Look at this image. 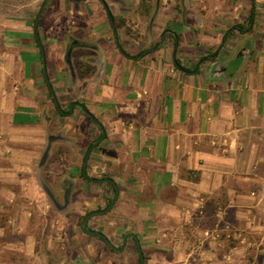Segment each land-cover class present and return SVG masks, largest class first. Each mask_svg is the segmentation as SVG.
Returning a JSON list of instances; mask_svg holds the SVG:
<instances>
[{"label": "crops", "instance_id": "0c3cea01", "mask_svg": "<svg viewBox=\"0 0 264 264\" xmlns=\"http://www.w3.org/2000/svg\"><path fill=\"white\" fill-rule=\"evenodd\" d=\"M5 1L0 238L48 198L85 264H264V0H48L46 74Z\"/></svg>", "mask_w": 264, "mask_h": 264}, {"label": "rangeland", "instance_id": "374dc122", "mask_svg": "<svg viewBox=\"0 0 264 264\" xmlns=\"http://www.w3.org/2000/svg\"><path fill=\"white\" fill-rule=\"evenodd\" d=\"M23 2V0H6L5 5L2 6L5 8V17L14 15L18 4ZM54 3L55 7H58L59 2L54 1ZM39 11L40 6L38 5L32 13V23L35 22ZM31 213L30 236L5 235L0 238L5 239V248L0 240V264H85L87 257L91 262L96 257L98 259V256L106 259V255L97 251L96 246L94 252L85 251L89 247L88 243L91 245L92 240L81 235L82 220L80 219L75 220L77 222L75 241L79 245L78 249L75 244L74 246L67 244V232L72 223L69 220L71 214L65 217V212H60L48 198L43 204L33 206ZM29 240L30 243H28ZM19 242L22 243L21 246L18 245Z\"/></svg>", "mask_w": 264, "mask_h": 264}, {"label": "water", "instance_id": "95a60500", "mask_svg": "<svg viewBox=\"0 0 264 264\" xmlns=\"http://www.w3.org/2000/svg\"><path fill=\"white\" fill-rule=\"evenodd\" d=\"M47 1H48V0H44V3H43V5H42V7H41V9H40V11H39V13H38V16H37V18H36V21H35V30H36V32H37V40H38V43H39V46H40V49H41V52H42L43 65H44V71H45V74L47 73V67H46V63H47V62H46V53H45V49H44V46H43V44H42L41 38H40V36H39V32H38V30H39L40 19H41V17H42L43 12H44V8H45V5H46V2H47ZM70 54H71V51L69 52V55H70ZM47 80H48V78H47ZM75 106H76V104H74V105L72 106V109L75 108ZM84 111H85L86 114H89L85 109H84ZM92 119H93V121H94L95 123H97V124L101 127V129H103L102 126H101V124L99 123V121H98L96 118L92 117ZM92 149H93V147L90 149L88 155L91 153ZM86 163H87V160H85V164H86ZM143 261H144V258L142 257V262H143Z\"/></svg>", "mask_w": 264, "mask_h": 264}]
</instances>
